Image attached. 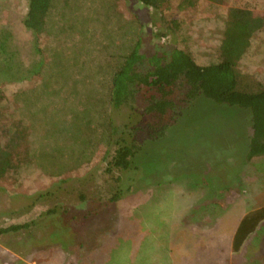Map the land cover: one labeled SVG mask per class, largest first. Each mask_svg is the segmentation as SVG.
Instances as JSON below:
<instances>
[{
    "label": "rangeland",
    "instance_id": "rangeland-1",
    "mask_svg": "<svg viewBox=\"0 0 264 264\" xmlns=\"http://www.w3.org/2000/svg\"><path fill=\"white\" fill-rule=\"evenodd\" d=\"M29 1L0 0V37L8 38L17 62L39 72L0 73V139L18 165L0 178V228L28 224L0 233V264H264V229L234 251L241 218L264 205V156H246L248 110L200 99L196 108L209 114L194 119L186 115L191 107H179V120L161 138L147 139L136 129L147 105L139 93L111 107V142L99 141L111 130L106 105L93 99L86 106L92 123L84 117L72 131L76 139L63 142L57 134L65 118L79 114L57 108L74 88L80 97L91 88V98L109 100L105 80L123 50L139 44L150 55L176 46L208 64L217 58L229 7L264 15V0H198L182 10L178 0L165 10L139 0H54L40 34L24 23ZM170 18L181 23L178 32ZM252 41L239 68L264 83V30ZM15 128L22 142H9ZM134 136L141 145L137 170L125 175L126 184L108 178L102 185L103 152H115L116 138ZM91 168L87 176L102 179L84 181Z\"/></svg>",
    "mask_w": 264,
    "mask_h": 264
},
{
    "label": "trees",
    "instance_id": "trees-1",
    "mask_svg": "<svg viewBox=\"0 0 264 264\" xmlns=\"http://www.w3.org/2000/svg\"><path fill=\"white\" fill-rule=\"evenodd\" d=\"M139 1L155 10H165L163 8L170 6L173 0ZM208 1L222 4L226 0ZM197 2L198 0H178L177 8L182 10L195 6ZM53 8L54 0H30L28 12L24 18L27 28L34 30L38 34L45 31L49 21L48 18L53 15ZM52 20L53 25L55 21L54 19ZM167 21L173 31L178 32L181 23L174 18H170ZM262 30H264V15L257 14L246 6H230L225 17V27L222 32L219 49L216 51L217 58L213 62L200 64L191 52L176 46L150 55L141 53L139 44H135L134 48L132 46L130 52L123 50L121 55H119L122 62L115 70H112L110 77L105 80L107 83L104 85H106L107 89L113 90L110 97H107L109 100H106L103 94L96 96V98H91V94L94 92H89L91 88L89 90L86 89L82 97L77 95L81 93L78 87L74 88L73 92L63 96L61 107L57 106L59 108L58 111L71 109L79 114L76 117L71 113V117L65 118L66 120L59 125L61 128L57 132L58 136L60 138L63 137L61 138L64 139L63 142H67L70 139L74 140L78 136L73 135L72 131L79 129V122L84 117L87 118L89 124L92 123L89 116L91 111L86 107L90 105L92 99L95 102L99 100L98 103L101 101L106 105L103 106L105 108L104 122L110 124L108 127L111 131L105 132L106 138L99 136V141L101 142L106 139L109 142L113 140L115 128L111 124V107H120L132 99L134 100L139 93H143L147 105L142 112L145 114V119L139 123L141 125L136 127V129L146 132L147 139L152 137L161 138L169 130L170 124L179 120L177 118V116H180L179 111H177L179 107L181 109L191 107L186 115H194V119H201L209 114L207 113L209 111H202L196 108L197 104L195 102L205 99L219 105L248 110L251 113V133L248 139L247 159L264 156V83L253 75L242 72L239 68V62L252 45V40ZM14 58V52L9 46L8 38L4 35L1 36L0 73L30 77L31 74L29 72H38L37 66L23 67ZM60 59H63L62 56H60ZM74 61L78 62L80 60L75 58ZM38 62L41 63V61ZM68 62L70 61L66 62V66L69 65ZM70 68L68 66L66 71L69 72L67 73H70ZM67 73L63 75L68 76ZM48 86H52V83H48ZM70 94L73 96H70ZM38 96L39 98L41 97L40 95ZM31 97V95L26 96L27 105L31 104ZM84 107H86L85 110L83 109ZM106 108H108L107 111ZM60 114L62 115V113ZM23 137L24 134L20 129H12L9 142H22ZM133 138L131 141L121 137L116 138L115 152L110 153L108 150L103 152L102 160L104 162H100L102 164V177H104L102 185L109 182L108 178L115 179L114 181L117 185L126 184L125 175L130 171L137 170L134 163L138 157L141 145L135 136ZM22 145L21 143L17 146L22 147ZM92 145L96 147V140L92 141ZM11 147L7 140L4 139L3 141L0 139V178L11 168L18 166L14 161V150ZM44 152L35 151L34 153L40 158V156H44ZM34 153L33 158H35ZM92 169L87 170L85 175L82 176L84 181H86V178L91 180L102 179V177L98 176L95 179L97 172H92L93 175L91 174L90 176L93 177L89 178L87 174ZM134 178H136V175ZM82 194L87 195V193ZM27 226V223L11 225L0 228V233L12 229L20 230ZM261 229H264V205L250 211L241 218L234 238V245H238V247L234 246V248L236 247L234 251H239L241 244H244L252 233L256 234Z\"/></svg>",
    "mask_w": 264,
    "mask_h": 264
}]
</instances>
